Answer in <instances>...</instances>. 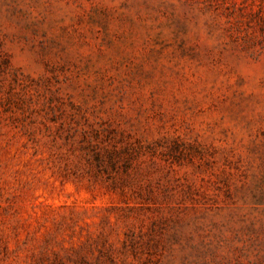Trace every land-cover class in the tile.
<instances>
[{"label":"rangeland","instance_id":"374dc122","mask_svg":"<svg viewBox=\"0 0 264 264\" xmlns=\"http://www.w3.org/2000/svg\"><path fill=\"white\" fill-rule=\"evenodd\" d=\"M0 264H264V0H0Z\"/></svg>","mask_w":264,"mask_h":264}]
</instances>
